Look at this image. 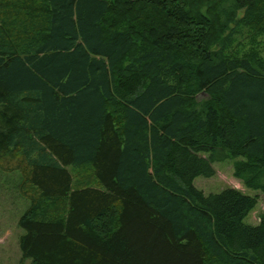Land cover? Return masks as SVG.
<instances>
[{
	"label": "trees",
	"instance_id": "obj_1",
	"mask_svg": "<svg viewBox=\"0 0 264 264\" xmlns=\"http://www.w3.org/2000/svg\"><path fill=\"white\" fill-rule=\"evenodd\" d=\"M264 0H0V171L30 264H264Z\"/></svg>",
	"mask_w": 264,
	"mask_h": 264
},
{
	"label": "rangeland",
	"instance_id": "obj_2",
	"mask_svg": "<svg viewBox=\"0 0 264 264\" xmlns=\"http://www.w3.org/2000/svg\"><path fill=\"white\" fill-rule=\"evenodd\" d=\"M215 174L212 177L198 176L193 184L205 194L218 192L226 186L242 190L249 195L257 194L259 201L255 208L245 217L248 224L256 225L259 215L264 211V194L244 186L241 180L233 175L232 163L224 160L213 163ZM18 172L0 171V264H30L31 260H21L22 254L18 238L24 230L18 226V219L27 208L29 202L17 190Z\"/></svg>",
	"mask_w": 264,
	"mask_h": 264
}]
</instances>
